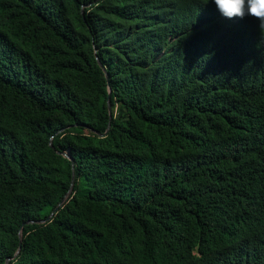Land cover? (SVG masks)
<instances>
[{"label":"trees","instance_id":"obj_1","mask_svg":"<svg viewBox=\"0 0 264 264\" xmlns=\"http://www.w3.org/2000/svg\"><path fill=\"white\" fill-rule=\"evenodd\" d=\"M213 8L0 0V264H264V31Z\"/></svg>","mask_w":264,"mask_h":264},{"label":"clouds","instance_id":"obj_2","mask_svg":"<svg viewBox=\"0 0 264 264\" xmlns=\"http://www.w3.org/2000/svg\"><path fill=\"white\" fill-rule=\"evenodd\" d=\"M217 8L215 14L222 20L235 21L233 18H244L246 15L257 20L258 28L264 31V0H212ZM209 0H205V5ZM235 31V30H234Z\"/></svg>","mask_w":264,"mask_h":264},{"label":"water","instance_id":"obj_3","mask_svg":"<svg viewBox=\"0 0 264 264\" xmlns=\"http://www.w3.org/2000/svg\"><path fill=\"white\" fill-rule=\"evenodd\" d=\"M98 61H99L100 65H101L102 67H104L103 64H102V62L100 61V59H98ZM109 97H110V95H109ZM109 112H110V116L112 117V105L110 104V102H109ZM111 117H110V119H111ZM51 146H53V143H51ZM72 189H73V180H72V184H71L70 191L67 193V195L65 196V198L60 202V204L58 205V207L61 206V205L64 203V201L70 196V193H71ZM58 207H57V208H58ZM55 211H56V209L51 213V215L49 216V219L53 217ZM30 222H31V223H34V222H42V221L29 220V221H26V222H24V223H30ZM24 223H23V224H24ZM21 237H22V235H21ZM20 250H21V246L19 247L17 253H16L13 257H15V256L20 252ZM10 259H11V258H7V261H6L5 264H8V262H9Z\"/></svg>","mask_w":264,"mask_h":264}]
</instances>
